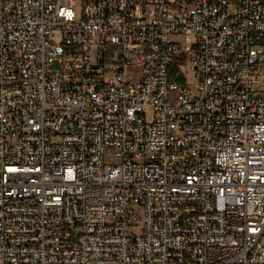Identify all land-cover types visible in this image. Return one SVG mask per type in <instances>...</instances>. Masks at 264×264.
I'll list each match as a JSON object with an SVG mask.
<instances>
[{
    "label": "built area",
    "instance_id": "built-area-1",
    "mask_svg": "<svg viewBox=\"0 0 264 264\" xmlns=\"http://www.w3.org/2000/svg\"><path fill=\"white\" fill-rule=\"evenodd\" d=\"M78 1L0 0V264H264V0Z\"/></svg>",
    "mask_w": 264,
    "mask_h": 264
},
{
    "label": "rangeland",
    "instance_id": "rangeland-1",
    "mask_svg": "<svg viewBox=\"0 0 264 264\" xmlns=\"http://www.w3.org/2000/svg\"><path fill=\"white\" fill-rule=\"evenodd\" d=\"M81 8H82V0H79V1H78V4H77V7H76L77 12H78L79 14L81 13ZM183 40H184V38H183L182 36H178V37H176V41H177V42H180V43L184 44V41H183ZM50 67H51V69H52L53 71H56V70H58L59 65L56 63V64L51 65ZM148 119L151 120V114H150V113H149V117H148Z\"/></svg>",
    "mask_w": 264,
    "mask_h": 264
}]
</instances>
